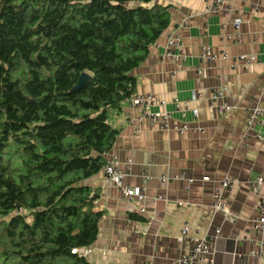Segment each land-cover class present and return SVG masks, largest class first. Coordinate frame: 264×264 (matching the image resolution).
Here are the masks:
<instances>
[{"label":"trees","instance_id":"1","mask_svg":"<svg viewBox=\"0 0 264 264\" xmlns=\"http://www.w3.org/2000/svg\"><path fill=\"white\" fill-rule=\"evenodd\" d=\"M170 7L0 0V264H92L84 250L104 212L85 180L104 168L119 134L112 114L134 96L132 71Z\"/></svg>","mask_w":264,"mask_h":264},{"label":"crops","instance_id":"2","mask_svg":"<svg viewBox=\"0 0 264 264\" xmlns=\"http://www.w3.org/2000/svg\"><path fill=\"white\" fill-rule=\"evenodd\" d=\"M155 1L171 6V23L132 74L135 93L152 94L153 110L169 113V126L139 120L140 108L131 100L112 114L119 134L107 155L118 156L122 166L131 160L127 186L140 188L147 176L145 198L138 202L108 186L103 170L86 179L98 194L95 210L104 212L86 257L92 264H176L184 250L180 230L189 222L197 237L210 234L214 264H259L251 255L257 248L251 230L257 197L250 186L264 172V125L256 120L248 129L247 121L254 107L264 106V0H236L231 12L214 11L211 0ZM236 18L242 19L239 28ZM174 31L183 44L181 63L165 56L167 36ZM203 47L212 57H202ZM239 54L253 56V65L235 62ZM222 87L226 91L217 104L227 103V110L211 100ZM226 177L235 179L226 199L234 224L212 207L214 191Z\"/></svg>","mask_w":264,"mask_h":264},{"label":"built area","instance_id":"3","mask_svg":"<svg viewBox=\"0 0 264 264\" xmlns=\"http://www.w3.org/2000/svg\"><path fill=\"white\" fill-rule=\"evenodd\" d=\"M214 5V11H225L231 12L233 9V3L236 0H211ZM242 22L241 18H236L234 20L236 28H239ZM264 22V20H263ZM187 21L183 20L181 26H186ZM235 38L239 39V35L236 34ZM182 40L180 36L174 31L167 36L166 40V51L165 56L171 58L174 62L181 63L184 61V55L182 52ZM222 57H227L228 54L224 51L221 53ZM210 58L212 55L207 47H203L202 57ZM235 62L241 63L244 68H250L255 59L253 56L248 54H239L234 57ZM262 61L264 63V52L262 54ZM225 88L222 87L213 92L212 104L214 106H220V109H230L231 106L227 103L221 105L217 104L218 99L222 98L225 94ZM131 103L134 107L140 108L141 116L139 120L143 118L150 120L151 123L160 122L161 128H167L169 126L170 115L164 111L153 110L154 99L152 94L135 93L131 99ZM182 110L183 116H186V111L189 106ZM164 101L162 102V105ZM177 106L180 107L177 101ZM193 113L197 116L198 109H192ZM259 121L260 125H264V106L257 105L251 110L250 116L247 121V128L250 129L255 121ZM183 128L187 125L183 124ZM108 154V153H107ZM107 160L103 168V174L105 182L110 187H115L121 189L124 196L133 199L135 201L141 202L144 200L145 195V184L147 176L142 175V186L140 188H131L125 184V178L128 175L127 170L131 164V160L128 159L126 163L122 166L118 156L110 153L107 155ZM165 179V177H163ZM207 179V177H205ZM235 179L226 177L224 178L219 187L216 188L213 194V204L212 207L215 212H222L224 219L231 224H234L237 218L229 211L227 204V194L234 184ZM251 191L257 197L256 199V214L251 222V230L257 238L256 244L257 248L251 252V255L258 256L260 259L259 264H264V240L262 241V236L264 235V172L258 174L251 183ZM181 203V202H179ZM140 212L144 213L145 208L140 207ZM147 232L146 229L143 230ZM219 228L216 229V233L220 232ZM210 234H206L202 237H197L192 229L189 222H184L180 234L179 241L184 248L182 254L177 258L176 264H214V259L211 257V245H210ZM90 250L87 248L84 250L85 254H88Z\"/></svg>","mask_w":264,"mask_h":264},{"label":"water","instance_id":"4","mask_svg":"<svg viewBox=\"0 0 264 264\" xmlns=\"http://www.w3.org/2000/svg\"><path fill=\"white\" fill-rule=\"evenodd\" d=\"M90 77V75L87 72H83L79 78V81L77 83V85L75 86V88H79L88 78Z\"/></svg>","mask_w":264,"mask_h":264}]
</instances>
